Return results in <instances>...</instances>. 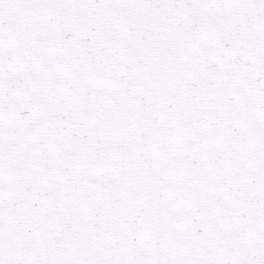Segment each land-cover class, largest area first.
I'll return each mask as SVG.
<instances>
[{"label":"snow or ice","instance_id":"6c2138e0","mask_svg":"<svg viewBox=\"0 0 264 264\" xmlns=\"http://www.w3.org/2000/svg\"><path fill=\"white\" fill-rule=\"evenodd\" d=\"M0 264H264V0H0Z\"/></svg>","mask_w":264,"mask_h":264}]
</instances>
